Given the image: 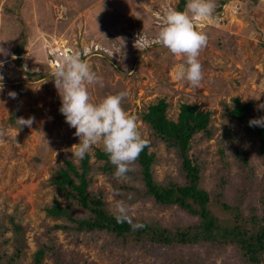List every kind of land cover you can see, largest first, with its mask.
Masks as SVG:
<instances>
[{
  "label": "rangeland",
  "instance_id": "obj_1",
  "mask_svg": "<svg viewBox=\"0 0 264 264\" xmlns=\"http://www.w3.org/2000/svg\"><path fill=\"white\" fill-rule=\"evenodd\" d=\"M179 0H0V214L14 213L27 228L28 264L36 250L35 237L41 234L43 207L50 202L49 179L54 170L69 157L79 138L59 112L60 96L51 80L56 68L50 61L56 48L79 53L104 86L89 85L93 103L108 95L127 91L122 107L136 117L142 137L148 128L141 113L159 99H165L169 118L176 120L181 104L195 105L198 111L212 112L217 128L229 122L227 112L233 99L249 102L261 111L264 105V0H215V22L197 21L195 28L208 35V44L198 59L203 80L199 87L177 80L176 71L184 63L160 45L146 50L134 47L138 36L155 38L162 27L166 10L177 8ZM21 48L19 55H16ZM16 93V98L9 96ZM253 113V112H252ZM34 117L31 127L15 124L18 117ZM216 137L204 142L208 169L204 183L213 173L212 162ZM103 149L93 146L88 153ZM159 159L156 176L176 174V159L161 146L152 149ZM262 167L257 165L261 173ZM93 190H102L109 207L115 210L112 188L102 175H96ZM59 200H62L61 198ZM131 215L154 218L167 225L177 218L190 221L175 209L157 210L149 202L132 205ZM106 236L76 241L57 232L56 243L61 260L76 256L78 264H127L136 261L156 263L136 251L110 249ZM224 256L213 259L224 264ZM231 261V259L227 260ZM45 264H58L46 259Z\"/></svg>",
  "mask_w": 264,
  "mask_h": 264
},
{
  "label": "trees",
  "instance_id": "obj_2",
  "mask_svg": "<svg viewBox=\"0 0 264 264\" xmlns=\"http://www.w3.org/2000/svg\"><path fill=\"white\" fill-rule=\"evenodd\" d=\"M186 3L179 0L176 10L184 11ZM233 103L227 112L229 122L220 128L213 125L212 112L198 111L195 105L181 104L176 120L169 118L171 105L165 99L149 105L141 113L148 128L143 138L149 146L124 181L113 177L115 167L103 149L95 150L92 162L89 154L77 164L64 158L49 179L53 195L43 207L42 231L35 237L36 250L28 264H45L46 259L78 264L76 256L69 262L61 260L57 232L76 241L106 236L105 246L110 249L133 250L156 259V263L143 264H214L219 256H224V264H264V128L248 123L264 116V108L254 110L237 98ZM218 131L214 172L204 183L207 150L200 145L214 139ZM161 146L176 159V174L159 180L155 169L159 159L152 149ZM98 174L110 184L114 202L131 206L149 202L157 210L175 209L191 220L186 222L177 214L165 225L131 215L134 223L145 225L133 231L128 223H117L107 195L92 189ZM26 232L14 213L0 214V264L24 262Z\"/></svg>",
  "mask_w": 264,
  "mask_h": 264
},
{
  "label": "clouds",
  "instance_id": "obj_3",
  "mask_svg": "<svg viewBox=\"0 0 264 264\" xmlns=\"http://www.w3.org/2000/svg\"><path fill=\"white\" fill-rule=\"evenodd\" d=\"M215 0H187L184 11L168 9L164 13L162 27L153 39L144 35L137 37L134 47L146 50L153 45L166 48L175 56H183L184 63L176 71V79L187 81L193 87H199L203 80L202 64L198 57L208 44V35L195 28L197 21L215 22ZM3 51V50H0ZM52 81L60 96L59 112L64 116L73 135L79 143L72 146V157L83 160L93 148L102 144L109 162L115 167L113 177L119 182L127 179V174L134 170L135 162L141 152L149 146L138 129L136 117L130 116L122 107V100L129 93L121 91L108 95L99 103H93L88 90L89 85L104 86L103 79L92 70L87 60L79 53L66 54L52 73ZM3 77H0L2 81ZM3 84L0 83V91ZM16 98L15 92H10ZM260 107L264 108V105ZM34 117H18L15 124L19 128L31 127ZM250 127L264 128V116L249 120ZM129 200L132 195L129 194ZM132 206L123 201L115 205L114 217L117 223H128L133 231L145 227L133 222L130 214Z\"/></svg>",
  "mask_w": 264,
  "mask_h": 264
},
{
  "label": "built area",
  "instance_id": "obj_4",
  "mask_svg": "<svg viewBox=\"0 0 264 264\" xmlns=\"http://www.w3.org/2000/svg\"><path fill=\"white\" fill-rule=\"evenodd\" d=\"M66 54H70L69 51H67L66 49L63 51V49L59 50V49L56 48L55 53L53 54V56L50 59V61L52 63H54L55 66L57 67L61 63L62 57L64 55H66Z\"/></svg>",
  "mask_w": 264,
  "mask_h": 264
}]
</instances>
